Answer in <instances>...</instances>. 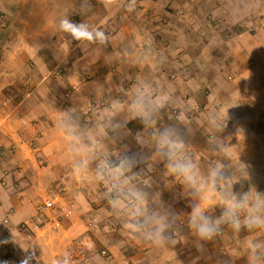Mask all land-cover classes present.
Masks as SVG:
<instances>
[{
    "label": "crops",
    "instance_id": "crops-1",
    "mask_svg": "<svg viewBox=\"0 0 264 264\" xmlns=\"http://www.w3.org/2000/svg\"><path fill=\"white\" fill-rule=\"evenodd\" d=\"M232 4L0 0V264H264V228L189 226L196 204L215 221L224 199L264 198V10ZM65 16L107 41L73 40ZM165 131L195 185L167 167Z\"/></svg>",
    "mask_w": 264,
    "mask_h": 264
},
{
    "label": "clouds",
    "instance_id": "clouds-1",
    "mask_svg": "<svg viewBox=\"0 0 264 264\" xmlns=\"http://www.w3.org/2000/svg\"><path fill=\"white\" fill-rule=\"evenodd\" d=\"M105 6L113 3V0H103ZM59 29L61 32L68 34L73 40L81 43H96L104 44L107 41L105 33L99 29L90 28L87 23H74L67 16L59 20ZM138 111L142 106H136ZM182 144L172 138V134L168 131L161 133L158 144V149L167 157L169 163L167 167L173 173H178L183 176L184 180L190 185H195L197 182V174L195 166L191 162H181L176 159L178 150ZM87 151V149H83ZM123 168V163L121 164ZM210 178L213 183L216 180L218 172L214 169L210 172ZM224 212L222 216L212 221L207 215V207L210 202L206 201L202 204H196L192 207L189 218V226L194 234L200 240H211L217 233L218 227L222 222H228L231 226L239 230L241 224L243 226L253 228H264V198L257 196L255 201L249 203L246 196H232L231 199H224ZM247 210L243 221L240 219V213ZM163 226L161 225L156 233V239H162ZM257 247V246H254ZM21 264H28L27 258L21 260Z\"/></svg>",
    "mask_w": 264,
    "mask_h": 264
},
{
    "label": "rangeland",
    "instance_id": "rangeland-1",
    "mask_svg": "<svg viewBox=\"0 0 264 264\" xmlns=\"http://www.w3.org/2000/svg\"><path fill=\"white\" fill-rule=\"evenodd\" d=\"M234 1H235V4H232V6L230 7L231 8V13L234 16H241L242 14H246L247 17H249V16H253L255 13H257L259 8L264 10V4L261 7L256 6L254 4L255 0H232V2H234ZM262 1L264 2V0H262ZM207 14H209V13H207ZM247 19H249V18H247ZM211 22L213 23V21H211ZM263 24H264V20H263ZM63 72H64V70L60 66L59 68H57L54 71V76L59 77V76H61L63 74ZM203 109L204 108H201L200 110L197 111V113L199 114L201 111H204V110L206 112V109H204V110ZM172 113H173V116L175 118H178L180 116V111L178 109H174L172 111ZM223 125H224V123H223ZM40 215L42 216V214H40ZM40 215H38V216H40ZM43 218H44V216H43ZM54 220H56V219H54ZM57 220H58V222H60L59 219H57ZM57 228H55V229H57Z\"/></svg>",
    "mask_w": 264,
    "mask_h": 264
},
{
    "label": "built area",
    "instance_id": "built-area-1",
    "mask_svg": "<svg viewBox=\"0 0 264 264\" xmlns=\"http://www.w3.org/2000/svg\"><path fill=\"white\" fill-rule=\"evenodd\" d=\"M60 201H61V196L59 193H56V192H52L50 198H48L46 200V202L44 203V210H52V209H55L59 204H60ZM43 226V215L41 216H38L37 218V223L35 225L34 228H40ZM52 228H57L59 226V222L58 220H54L51 224ZM220 232L217 233L218 236H220ZM172 235L173 236H176L177 235V231H173L172 232Z\"/></svg>",
    "mask_w": 264,
    "mask_h": 264
}]
</instances>
